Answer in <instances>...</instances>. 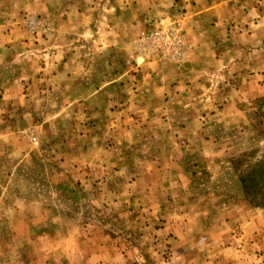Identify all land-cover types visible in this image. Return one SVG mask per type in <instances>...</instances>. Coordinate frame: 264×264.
<instances>
[{"label":"rangeland","instance_id":"obj_1","mask_svg":"<svg viewBox=\"0 0 264 264\" xmlns=\"http://www.w3.org/2000/svg\"><path fill=\"white\" fill-rule=\"evenodd\" d=\"M76 2L0 0V264H264V0L154 1L138 64L113 70L175 64L162 86L177 96L137 113L112 105L135 82H83L62 63ZM131 4L117 0L122 37ZM173 27L185 58L140 54ZM101 60L87 78L109 72ZM101 87L111 105L90 96Z\"/></svg>","mask_w":264,"mask_h":264},{"label":"crops","instance_id":"obj_2","mask_svg":"<svg viewBox=\"0 0 264 264\" xmlns=\"http://www.w3.org/2000/svg\"><path fill=\"white\" fill-rule=\"evenodd\" d=\"M89 1L90 0H77L76 3H73V5L77 7L76 9L68 8L69 10L66 14L68 18L70 16L73 18L77 17L78 21L76 24L75 19H68V21L64 24L65 31L70 32L71 34L74 33L73 31L76 29L77 36L79 39L76 45L73 43H68L71 41H66L63 42V44L59 45V53H61V56H63L62 63L64 64V62L66 61L65 59H67V65L70 67H73L76 63L78 65L76 72L78 75V80H81L83 82H86L87 79H93L94 82L104 80L107 81L104 86L107 85L108 87H111V85H113V83L118 80H123L124 82H135L136 85H133V83L132 88L129 90V92H125L124 96L121 95L122 100L118 101L116 104H112L121 107L119 108V110L125 108L122 110V112H150L155 111V109H159L161 112H166L167 109L170 107L168 106L169 101H166V95L172 98L176 97L177 95L175 90L170 91L171 95L167 94V91L164 87L169 81V79H174V77L178 78L179 75L176 71L177 68L173 69V66L177 65L164 64L165 67L169 68V71H171V74L169 72L168 75L163 72H156V74L148 72L146 64V66H140V70L136 69V71L139 72L135 73L126 72L119 75L115 74L113 70L116 63H120L119 61H122V64H126L128 66L138 64L137 52L135 51V47H133L131 43L138 36L146 34L148 31L152 30L153 27L157 25L156 23L153 24L152 21L153 19H156V17L160 16H155V13L153 11V9H155V5L153 4H155L154 1L160 0H147L148 4H146V7L142 5L144 0H132L131 7H133L134 12L136 14L133 17L131 27H129L128 32L125 31L126 35L127 33H130L129 37H122L120 36V34H118L119 18L117 17V0H109L104 6H102L101 3H94V0H91V5L89 6ZM87 6H89V8H87ZM149 8H153L152 11H150ZM209 10L210 9H208L207 11ZM212 11L213 10L211 9L209 12ZM87 16L93 18L92 25L86 24ZM154 21L157 22L156 20ZM123 32L124 29L121 30V33ZM73 50L76 51L75 54L73 53ZM87 50L89 51L88 54L86 52ZM76 54L78 55L77 61H75ZM119 54L121 55L120 58L118 57ZM118 58L119 60H117ZM92 59L95 63H99L101 59H105L104 62L103 60H101V62L103 66L106 65L109 68V72H107V74H102L100 71L96 72L95 69L94 74H91L93 75V78L91 76L87 78V74L89 73L87 66L90 64L89 61ZM191 59H193V57ZM189 62L190 60L186 61L185 64H188ZM97 69L100 70L99 67H97ZM65 73L66 76H68L71 72ZM148 81L156 82L155 86L157 87V97H159V100L162 102V104H158L154 108L150 103V96L152 94L149 90L143 88L144 85L142 82ZM162 83L164 87L162 86ZM85 86L86 84L84 83L82 89L85 88ZM101 90L102 87L98 90L94 88V91L91 93L90 96L98 97V99H100L104 106L109 103L111 105L113 96H110L108 93L109 91H111L110 88H108L105 92H100ZM9 94H11L9 90H5V92L3 93L4 96H7ZM131 120L133 119L131 118Z\"/></svg>","mask_w":264,"mask_h":264},{"label":"built area","instance_id":"obj_3","mask_svg":"<svg viewBox=\"0 0 264 264\" xmlns=\"http://www.w3.org/2000/svg\"><path fill=\"white\" fill-rule=\"evenodd\" d=\"M140 54L149 56L157 51L161 52L164 61L177 62L185 58L186 46L178 27L156 31L143 37L137 43Z\"/></svg>","mask_w":264,"mask_h":264}]
</instances>
